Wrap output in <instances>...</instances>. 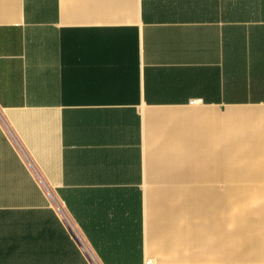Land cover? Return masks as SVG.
Instances as JSON below:
<instances>
[{"label": "crops", "instance_id": "1", "mask_svg": "<svg viewBox=\"0 0 264 264\" xmlns=\"http://www.w3.org/2000/svg\"><path fill=\"white\" fill-rule=\"evenodd\" d=\"M264 0H0V264H264Z\"/></svg>", "mask_w": 264, "mask_h": 264}, {"label": "rangeland", "instance_id": "2", "mask_svg": "<svg viewBox=\"0 0 264 264\" xmlns=\"http://www.w3.org/2000/svg\"><path fill=\"white\" fill-rule=\"evenodd\" d=\"M262 202H264V200L261 199H255V200H245L244 203H247L248 206L255 208L258 207ZM252 260H264V258H247V259H232V260H223L221 259V261L223 262H229V261H252Z\"/></svg>", "mask_w": 264, "mask_h": 264}]
</instances>
